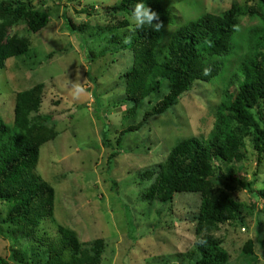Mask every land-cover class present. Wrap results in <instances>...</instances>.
<instances>
[{"label": "rangeland", "instance_id": "374dc122", "mask_svg": "<svg viewBox=\"0 0 264 264\" xmlns=\"http://www.w3.org/2000/svg\"><path fill=\"white\" fill-rule=\"evenodd\" d=\"M22 1L44 9L49 22L37 33L27 32L23 25L10 30V34L26 37L30 54L8 59L0 70V118L17 132L13 125L15 94L44 85L39 113L51 116L49 125L57 136L41 147L36 171L54 188L55 201L53 217L40 222L39 233L54 238L60 225L84 245L103 239L100 264H194L184 255L194 246L198 195L175 194L167 203L142 201L140 196L150 183L139 175L162 163L181 140L211 136L214 109L222 102L227 82L236 81L234 75H238L235 55L218 59L223 64L218 76L197 82L166 113L151 117L120 139V133L138 124L166 92L163 86L161 93L140 102L135 113L127 115L132 104L126 99L123 74L131 68L133 57L129 50H112L111 37H121L123 32L108 25L122 17L107 11L120 0ZM250 1L164 0L169 22L161 28L157 56L161 57L178 26L206 12L224 14L233 2L244 6L257 0ZM67 20L83 27L73 29L65 24ZM257 24V19L240 18L238 56L246 52L241 36L245 39L248 29ZM129 32H124L127 38ZM76 80L87 81L88 94L74 100L70 82ZM247 150V159L237 165L238 176L253 181L255 189H264V159L257 166L249 145ZM235 197L251 212L247 214L249 226L245 224L244 231L240 226H222L216 235L224 241L229 264H264V202L256 198L257 193L252 196L244 190ZM6 211L7 205L0 202V219ZM247 240L253 243L252 257L241 252ZM29 247L30 242L0 222V256L8 264H15L10 260L11 248L30 256Z\"/></svg>", "mask_w": 264, "mask_h": 264}, {"label": "trees", "instance_id": "16d2710c", "mask_svg": "<svg viewBox=\"0 0 264 264\" xmlns=\"http://www.w3.org/2000/svg\"><path fill=\"white\" fill-rule=\"evenodd\" d=\"M163 2L120 0L107 8L111 15L119 13L122 17L108 25L123 32L121 37H111L112 50H129L133 57L131 68L123 74L126 99L132 104L127 115L132 116L140 102L166 90L144 112L141 121L122 131L119 138L137 131L151 117L166 113L197 82H209L218 76L223 69L218 59L235 55L233 63L237 64L238 75H234L236 81L227 82L222 102L214 109L211 136L181 140L162 163L139 175L150 183L140 196L148 203L171 202L179 193L197 194L200 204L194 217V246L184 257L194 260V264H229L230 255L216 232L222 226H240L244 231L245 224L249 226L247 214H251L235 193H257L256 198L264 202V189H255L253 181L237 173V165L247 159V145L257 166L264 159V0L244 6L233 2L224 14L206 12L187 21L172 32L159 57L156 51L161 30L155 29V23L163 22L164 26L169 22ZM137 3H145L159 20L136 28L130 17ZM40 8L31 1L0 0V70L10 58L29 56L26 37L10 34V30L23 25L27 32L41 31L49 18ZM244 16L257 19L258 24L248 29L245 39L241 36L246 52L238 56L242 46H238L236 38L240 36L239 20ZM66 22L73 29L83 27ZM126 30L130 31L129 38ZM231 87L235 90L230 91ZM43 90V84H36L15 94L13 125L17 132L0 118V202L7 205L0 222L30 242V256L11 248L10 260L15 264H100L105 249L103 239L84 245L60 225L54 238L38 231L41 221L53 217L55 201L54 188L36 171L41 147L57 136L54 126L49 125L51 116L39 113ZM241 252L245 257L254 256L251 240L244 243ZM0 264L8 262L0 256Z\"/></svg>", "mask_w": 264, "mask_h": 264}, {"label": "clouds", "instance_id": "9594fccd", "mask_svg": "<svg viewBox=\"0 0 264 264\" xmlns=\"http://www.w3.org/2000/svg\"><path fill=\"white\" fill-rule=\"evenodd\" d=\"M130 19L134 23L136 28H142L146 24L152 25L153 21H158L159 16L155 11L147 7L145 3H137L134 9L132 10ZM162 27L163 22L155 23V29L157 31H160ZM126 42H130V40ZM70 83V95L73 97L74 100L79 99L80 97L88 94L86 88L84 87V83H87L86 80H84L83 84H81L79 80Z\"/></svg>", "mask_w": 264, "mask_h": 264}]
</instances>
